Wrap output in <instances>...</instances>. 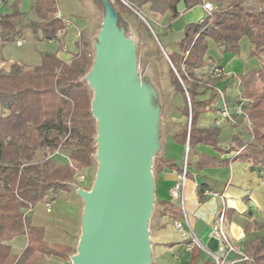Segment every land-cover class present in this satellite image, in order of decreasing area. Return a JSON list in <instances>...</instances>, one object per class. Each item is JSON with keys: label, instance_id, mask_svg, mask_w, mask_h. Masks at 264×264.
Here are the masks:
<instances>
[{"label": "trees", "instance_id": "16d2710c", "mask_svg": "<svg viewBox=\"0 0 264 264\" xmlns=\"http://www.w3.org/2000/svg\"><path fill=\"white\" fill-rule=\"evenodd\" d=\"M34 1L37 21L29 23L26 29L32 31L37 42L58 40L69 27L65 25L66 17L59 16L57 0ZM182 1L186 10L203 6L208 1L215 11L212 17L206 15L201 22L186 25L179 44L180 53L167 54L173 66L170 70L171 86L184 99L181 112L190 120V125L188 122L180 126L173 138L177 144L189 146V155L198 145L219 150L220 131L199 130L197 122L200 115L208 111L218 113L219 99L207 85L218 86L223 79L219 82L211 80L209 73L204 81L197 76V71L207 67L209 40L222 54L238 55L242 40L247 39L251 56L263 62L260 69L241 77L240 99L246 101L248 119L242 134L253 137V140L242 142L237 135L230 150L219 151L237 152L235 159L264 167V0H108L127 38L128 19L136 18L134 12H137L147 21L158 40L154 22L148 14L160 19L168 17L170 30L172 22L181 15L177 7ZM94 2L105 15L102 3L99 0ZM22 17L18 7H14L12 14L0 18L3 44L21 39L23 29L19 28V22ZM140 25L150 34L145 23ZM96 44L97 41L93 43L94 57L88 50L89 45L80 43L79 52L69 63L60 59L58 52H43L39 65L31 71H26L19 63H14L7 73L0 70V106L8 112L0 115V264H37L41 258L67 259L72 252L69 247L47 243L45 228L33 225L26 213L30 205L35 208L50 196L69 192L77 173L90 169L97 156L98 132L92 115L93 97L82 82L93 69ZM258 84L262 85V90L256 92ZM207 92H211L210 98L201 101ZM44 150L53 155L43 163H35L37 153ZM60 150L67 153L69 164L55 162L54 154ZM205 160L212 161L200 159ZM189 176L188 172L187 179ZM205 191V186L198 187L199 198ZM162 206H165V215L169 214L173 219L179 217L172 205ZM248 227V230L252 227L263 230L264 224L253 222ZM23 236L27 237L28 245L20 256H14L10 243ZM245 256L250 261L244 264H264V236L246 246ZM190 264L216 263L214 260L201 262L199 246L192 245Z\"/></svg>", "mask_w": 264, "mask_h": 264}, {"label": "crops", "instance_id": "0c3cea01", "mask_svg": "<svg viewBox=\"0 0 264 264\" xmlns=\"http://www.w3.org/2000/svg\"><path fill=\"white\" fill-rule=\"evenodd\" d=\"M61 15L62 13L59 12V16ZM205 16L206 13L203 7L197 6L183 12L173 23V26L180 22L185 24L199 23ZM208 42L217 47L213 41L209 40ZM246 47V51L241 47V52L238 55L223 54L218 63L207 64L205 69L197 71V76L205 81L214 66H219L224 70L225 77L218 83V87L227 95L231 109L234 108V105L242 95L241 77L252 70L260 69L263 65L262 61L251 56L249 42ZM172 53L174 55L179 52L173 50ZM58 56L67 63L72 60L67 59L66 55L61 52H58ZM210 94L211 92H207L200 100H208L211 96ZM181 101L182 106L177 105L171 112L168 128H164L163 134L160 136L159 143L161 148L156 161H154V205L156 210L149 222L151 264H190L191 261V241L185 238L175 227V222L182 221L184 214L179 203L173 201L170 194L171 188L178 181V174L183 170L186 148L188 147V145L177 144L173 138L179 127L187 124L186 117L181 112L184 106L182 97ZM245 127L246 121L242 117H237V124L233 125L221 118L216 110L200 115L197 122L199 130L218 129L220 131L217 148L222 151L231 149L234 136L238 135L242 142L250 141V136L242 134L245 131ZM219 150L212 146L198 145L190 155L188 153L187 159L190 176L185 183L184 211L187 214L189 226L185 230L193 233L199 239L201 244L199 247L201 262L213 261L212 255L217 254L220 250L219 244L210 237V228L223 208L226 212L228 236L240 254L245 255L246 246L251 245L264 236V229L259 230L256 227H252L248 230V226L253 222L264 224V167L256 166L252 162L235 159L238 155L237 152L227 153ZM58 155L65 157L67 160L66 165L70 163L67 153L56 152L54 159ZM201 158H209L212 161H200ZM57 164L59 165V163ZM87 182H89V179ZM201 186H205L206 191L202 198H199L197 190ZM210 193L224 194L225 200L222 201L219 198H215ZM65 194L69 195L68 197H75L71 201L67 198V202H71L72 213L71 215L64 214L61 220H57L59 228L57 233L54 234L53 238L55 239L51 240L48 228L44 227L42 223L38 224L39 221L37 217L34 218V214L31 217V222L35 226L45 228V240L47 243L71 248L74 244V238L79 233L82 203L75 191L70 190ZM165 204L166 206L172 205L175 208L174 212L179 213L177 219L171 218L169 214L165 215V206H162ZM10 245L13 255L20 256L24 251L23 249L28 245V239L25 236L18 237ZM20 246L21 249H19ZM71 249L73 250V248ZM69 258H44L43 264L50 262L68 264ZM230 258L235 264H244L239 261L238 255H231ZM44 260L46 261L44 262Z\"/></svg>", "mask_w": 264, "mask_h": 264}, {"label": "water", "instance_id": "95a60500", "mask_svg": "<svg viewBox=\"0 0 264 264\" xmlns=\"http://www.w3.org/2000/svg\"><path fill=\"white\" fill-rule=\"evenodd\" d=\"M99 1L105 16L88 75L99 169L91 191L77 189L85 202L83 235L78 255L71 262L151 264L149 222L155 204L152 161L161 148L160 110L153 103L152 92L138 81L136 48L119 27L116 11L108 0ZM177 11H186L184 1ZM109 17L113 26L107 29Z\"/></svg>", "mask_w": 264, "mask_h": 264}, {"label": "rangeland", "instance_id": "374dc122", "mask_svg": "<svg viewBox=\"0 0 264 264\" xmlns=\"http://www.w3.org/2000/svg\"><path fill=\"white\" fill-rule=\"evenodd\" d=\"M59 12L66 17V21L71 23L70 28L67 29L65 34H61L58 40L53 42H37L34 40V35L31 30L26 29V26L37 21L34 14V0H0V18L12 14L14 7H18L19 12L22 13L23 17L19 22V28L23 29L21 39H17L14 42H9L3 44L2 36L0 34V59L3 58V62L0 63V70L4 73L9 72L11 66L14 63H19L21 67L23 66L26 71H31L34 67L40 63V54L43 52H61L64 53L67 59H72V57L79 52V44L87 43L89 45L88 50L94 57V46L93 43L97 41V36L100 33L104 21V13L95 4L94 0H57ZM145 11V10H144ZM136 18L128 19L129 24V39L135 45L136 48V71L137 78L140 84L146 86L148 90L152 92L153 103L160 110L159 119V141L160 136L163 134L164 128H168V121L170 119L171 112L177 107V105L182 106V101L180 95H178L173 87L171 86V76L170 70L173 69L172 63L168 55H172L173 50L180 53L179 44L184 37V31L186 25L184 22H180L176 26L171 24L170 30L168 17L159 18L152 14H148V18L154 22L153 25L159 36V40L155 35V32L145 23V26L149 29L150 34L144 30L140 23L144 21L134 12ZM142 16V15H141ZM195 22L193 24H197ZM182 30V31H181ZM247 39L243 40L240 44L242 49L246 51L247 49ZM166 53L164 54L162 49ZM168 54V55H167ZM178 54V53H177ZM221 51L213 44L209 43V51L207 64L218 63L221 60ZM264 57H262L263 60ZM255 63V61H253ZM175 72V70H174ZM176 73V72H175ZM85 83L93 97V91L89 86L88 76L82 80ZM262 90V85L258 84L255 88L256 92ZM227 96V95H226ZM8 112L2 106H0V115H7ZM187 120V124L190 120ZM59 152V151H58ZM61 153H65L60 150ZM159 153V151H158ZM157 153V154H158ZM53 154L49 151H39L35 157V163H43L47 158L51 157ZM155 157L153 159V169L152 174L154 176V167L156 161ZM186 158V157H185ZM55 162L59 164H66L67 160L62 155H58L55 158ZM96 157L94 159L92 167L87 170H82V172L87 176L89 182L87 184H79L76 180L74 184L79 187V189H85L88 191L92 190L96 177L98 175L99 165L97 164ZM72 191L77 193V188L70 185ZM78 195V193H77ZM65 193H60L55 200V205L51 210H47L44 204H39L35 207L34 212L30 214L29 217H37L39 223L48 228L51 240L55 239L54 234L57 233L59 224L57 220H61L62 215L72 213L71 202H67V198L73 200L75 197L70 196ZM52 196L47 198L45 201H49ZM81 200L80 208V228L78 235L74 238L73 250L69 255L68 264H72L71 258L78 255V248L81 237L83 235V223L82 218L85 210V202L78 195ZM28 208V207H27ZM156 210L155 205L153 206V213ZM152 218V217H151ZM26 218H24L25 220ZM25 240V239H24ZM26 241V240H25ZM21 249V246L20 248ZM15 253H17L15 251ZM44 259V258H43ZM43 259H39V264H43ZM46 260H44L45 262ZM48 264H56L55 262Z\"/></svg>", "mask_w": 264, "mask_h": 264}, {"label": "built area", "instance_id": "2783aa9c", "mask_svg": "<svg viewBox=\"0 0 264 264\" xmlns=\"http://www.w3.org/2000/svg\"><path fill=\"white\" fill-rule=\"evenodd\" d=\"M203 9L206 13L207 16L212 17L215 8L213 7V4H211L208 1H205L203 4ZM65 25L67 27L71 26V23L69 21H65ZM225 77V73L224 70L219 67V66H214L211 70H210V79L219 82L221 79H223ZM208 88H211L215 94L217 95L218 99H219V106H218V115L221 118H224L225 120H227L229 123L236 125L237 124V119L235 118V115L239 116V117H243L244 120L247 121L248 123V119L246 117L245 114V106H246V101H244L243 99H239L237 101V103L235 104L234 108L231 109L230 107V103L227 100V96L224 93V91L219 88L217 85H207ZM249 129L250 126H249ZM251 140H253V137H251ZM189 147V146H188ZM186 148V158L184 161V167L182 170V173L178 174V181L177 183L174 185L173 188H171V198L173 201H176L179 203V206L181 207L182 211H183V220L182 221H177L175 222V227L177 228V230L179 232H181L183 234V236L187 239H190L191 241V246L192 245H197V246H201L199 239L191 232H187L186 227L189 226V220L187 217V214L184 211V190H185V183L187 180V174H188V163H187V159H188V153H189V148ZM76 181L79 184H85L88 181L87 176L82 173V172H78L77 176H76ZM73 187H76L77 189H79V187H77L76 184H72ZM211 196L215 197V198H219L220 200H225L224 194H220V193H210ZM57 196H53L51 197V199L49 201H46L44 203L45 207L47 210H51V208L53 207V205H55V199ZM34 212V208H32V206L30 205L27 209V213L26 215L30 216V214H32ZM210 237L216 241L219 246H220V250L217 254H213V260L216 264H235V262L231 261L230 256L231 255H238L239 256V261L242 263L245 262H249V258L246 257L244 254H240V252L238 251V249L236 248V246L233 244V242L231 241V239L228 236L227 233V228H226V212L225 209L223 208L221 210V212L219 213L216 221L212 224V227L210 228Z\"/></svg>", "mask_w": 264, "mask_h": 264}, {"label": "bare ground", "instance_id": "6f19581e", "mask_svg": "<svg viewBox=\"0 0 264 264\" xmlns=\"http://www.w3.org/2000/svg\"><path fill=\"white\" fill-rule=\"evenodd\" d=\"M107 29H110L112 28L113 26V19L111 17L108 18V21H107Z\"/></svg>", "mask_w": 264, "mask_h": 264}]
</instances>
